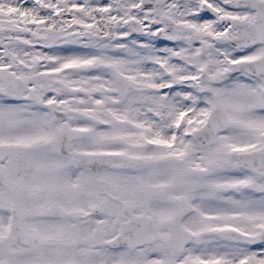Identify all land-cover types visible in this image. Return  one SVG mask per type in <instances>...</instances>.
<instances>
[{"label": "snow or ice", "instance_id": "snow-or-ice-1", "mask_svg": "<svg viewBox=\"0 0 264 264\" xmlns=\"http://www.w3.org/2000/svg\"><path fill=\"white\" fill-rule=\"evenodd\" d=\"M0 264H264V0H0Z\"/></svg>", "mask_w": 264, "mask_h": 264}]
</instances>
